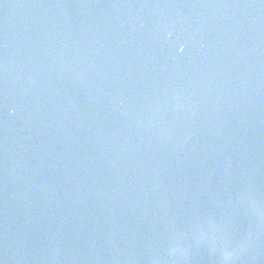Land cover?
I'll list each match as a JSON object with an SVG mask.
<instances>
[{
  "label": "water",
  "instance_id": "95a60500",
  "mask_svg": "<svg viewBox=\"0 0 264 264\" xmlns=\"http://www.w3.org/2000/svg\"><path fill=\"white\" fill-rule=\"evenodd\" d=\"M0 264H264V0H0Z\"/></svg>",
  "mask_w": 264,
  "mask_h": 264
},
{
  "label": "snow or ice",
  "instance_id": "6c2138e0",
  "mask_svg": "<svg viewBox=\"0 0 264 264\" xmlns=\"http://www.w3.org/2000/svg\"><path fill=\"white\" fill-rule=\"evenodd\" d=\"M227 255V254H226Z\"/></svg>",
  "mask_w": 264,
  "mask_h": 264
}]
</instances>
